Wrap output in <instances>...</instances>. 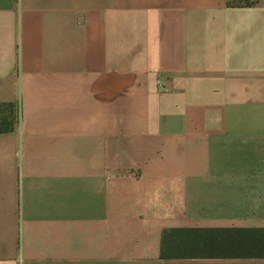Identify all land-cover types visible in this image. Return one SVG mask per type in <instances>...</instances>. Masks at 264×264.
I'll list each match as a JSON object with an SVG mask.
<instances>
[{"label":"crops","instance_id":"1","mask_svg":"<svg viewBox=\"0 0 264 264\" xmlns=\"http://www.w3.org/2000/svg\"><path fill=\"white\" fill-rule=\"evenodd\" d=\"M0 0V264L160 259L165 229L264 228V0Z\"/></svg>","mask_w":264,"mask_h":264},{"label":"trees","instance_id":"2","mask_svg":"<svg viewBox=\"0 0 264 264\" xmlns=\"http://www.w3.org/2000/svg\"><path fill=\"white\" fill-rule=\"evenodd\" d=\"M258 0H228V7H252ZM18 105L0 102V135L15 133ZM237 258L264 259V228L165 229L160 259Z\"/></svg>","mask_w":264,"mask_h":264}]
</instances>
